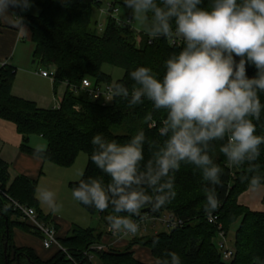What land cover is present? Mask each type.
<instances>
[{"label":"trees","instance_id":"obj_1","mask_svg":"<svg viewBox=\"0 0 264 264\" xmlns=\"http://www.w3.org/2000/svg\"><path fill=\"white\" fill-rule=\"evenodd\" d=\"M110 1L118 8L123 6V0ZM29 2L30 7L27 9L14 7L13 12L31 31V40L35 45L33 63L56 71L55 88L66 80L80 85L86 78L96 85L102 82L111 85V76L102 70V65L108 63L124 70L123 77L116 83L128 87L131 93L135 87L129 75L131 71L145 66L162 77L165 60L180 50L181 44H171V41L163 38L151 39L144 31L136 30L133 24H121L110 16H107L106 25L100 31L97 15L103 5L102 0ZM33 6L41 8L39 15L32 14ZM207 6L209 0H203L201 7ZM124 8L128 11L127 15H130L132 10ZM235 59L238 62L239 58ZM256 73L254 65H246V75L249 78ZM16 75L15 66L4 64L0 67V119L16 125L23 137L21 150L27 154L34 155V148L30 145L32 135L44 138L47 141V151L40 157L46 162L70 167L81 151L86 152L88 161L82 177L84 179L95 177L103 178L105 183L109 181L90 159L93 151L91 138L97 133L123 144L143 128L149 141L162 144L165 139L159 135V128L166 113L154 110L148 100H144L142 104L129 105L128 100L116 97L112 104H106L102 99H92L85 92H74L68 88L60 108L45 109L32 100L13 94ZM258 95L264 105V92H258ZM253 122L256 124V134L264 136V107L260 120ZM225 142L226 140L212 142L209 152L221 168L220 185L208 184L203 180L199 169L182 163L180 170L175 173V198L159 210L151 208L149 212L141 213V216L145 214L149 217H160L171 212L183 221L182 225L153 235L138 233L126 250L111 248L95 251L94 254L100 258L102 264H147L136 259L130 251L135 244L149 248L157 261L167 258L168 252H176L180 256L181 264H264V212L251 211L239 203L241 194L251 188L249 180L252 176H260L261 185H264V145H261L260 156L251 165L246 162L235 167L229 165L227 158L219 151L220 145ZM144 155L145 161L151 158L147 143ZM243 176L249 179L242 181ZM0 182L13 198L36 208L41 220L51 222V215L42 213L36 198L37 179L24 175L11 179L9 164L0 158ZM78 182H72L71 188L74 189ZM208 190H214L221 201V206L214 213L219 216L227 236L232 226L239 222L235 232L234 257L231 261L224 260L215 242L219 230L216 225L209 223L203 211ZM6 204L5 199L0 197V264H6V261L8 264H75L61 251H57L49 260H42L33 249L16 247L13 235L15 227L39 237L41 234L20 220L19 214ZM80 204L108 226L105 216L111 214V207L106 212H99ZM149 207L151 206L145 209ZM137 218L139 217H133ZM103 234L102 229L84 228L74 224L66 237L60 238L58 235V238L75 261L80 264H93L92 260L84 257V251L95 244H101ZM157 240L158 243H154Z\"/></svg>","mask_w":264,"mask_h":264},{"label":"clouds","instance_id":"obj_2","mask_svg":"<svg viewBox=\"0 0 264 264\" xmlns=\"http://www.w3.org/2000/svg\"><path fill=\"white\" fill-rule=\"evenodd\" d=\"M123 0L132 10L131 20H139L151 39L181 42L164 62L160 77L150 67L140 66L129 73L135 87L113 83L108 88L112 99L121 97L129 105L152 103L162 110L159 135L163 143L149 141L143 128L127 143L109 140L97 133L91 138V162L109 178H81L72 191L73 198L105 216L113 236L139 231L142 210H159L176 196L175 173L182 163L195 166L203 180L221 184V168L209 154L214 141H225L219 151L231 166L251 165L260 156L264 136L256 134L264 105L258 92H264V0ZM9 5L22 10L29 0H0V13ZM18 27L26 34L18 18ZM239 58L238 62L235 59ZM257 69L246 75V65ZM151 158L145 161V144ZM46 144L34 146V155L42 156ZM83 176V174H81ZM247 176L241 180H248ZM262 178L252 176L249 186L261 187ZM150 190V191H149ZM36 198L53 213L62 207L56 193L37 186ZM203 211L211 221L221 206L214 190H208ZM154 243H158L154 241ZM158 264H181L179 254L168 252Z\"/></svg>","mask_w":264,"mask_h":264},{"label":"rangeland","instance_id":"obj_3","mask_svg":"<svg viewBox=\"0 0 264 264\" xmlns=\"http://www.w3.org/2000/svg\"><path fill=\"white\" fill-rule=\"evenodd\" d=\"M108 1L110 0H102L103 5L98 11L97 19L99 21L100 31L104 29L106 22H107V15L104 11L107 8ZM119 8L120 9L116 16H118L120 19L128 20L130 17H132V11L130 12V15H127L128 11L125 10L123 6H119ZM31 12L33 15H39L41 12V8L38 6H33L31 9ZM132 24L136 30L144 31L142 24L139 20H132ZM33 49H34V43L30 39V34L25 35L24 37L20 39L19 53L23 54L24 50L28 51V50H33ZM25 63H27V60L22 61L21 64H25ZM21 64L17 66L18 72L15 78L13 89L18 87L20 91L24 92V94L29 96L28 100H32V99H37L38 101L40 100V104H42V106H45V109L55 108L59 103L58 99L60 100L64 97V94L68 89L67 84L64 82L60 83L56 90L54 86V82L51 79L46 81L45 79H43L40 75L36 73L37 70L39 71L41 69L50 71L51 70L50 68L42 67L38 64H35L34 66H31L33 69L32 74H28L27 72L23 70V65ZM102 70L107 75L111 76V80H112L111 85L113 83H116L124 75L123 69L113 66L108 63H104L102 65ZM100 85L102 87H105L107 83L102 82L100 83ZM13 89H12V92L14 91ZM102 101L106 104H112L113 99L112 100L102 99ZM37 105L40 107L38 103ZM40 108H43V107H40ZM31 140H32L33 145H37V144L47 145V141L39 135H32ZM87 161H88V156L86 152L84 151H81L79 153L75 163L70 167H61L50 161H47L46 162L47 166L45 167L43 171L44 172L43 175L38 180V185L42 187H47L56 193L57 202L61 204L62 207L60 208L58 212H55V214H58L62 218L64 223L68 225L69 224L72 225V223H74L75 225H78L84 228L102 229L104 233L103 235L105 234L108 235L109 233L108 226H106L100 220L98 216L91 215L72 196L73 189L71 188L70 184L72 182L79 181L84 176ZM81 174H83V176H81ZM39 207H40V210L41 211L44 210L46 214H50L52 212L50 209L47 208V206L42 205L40 201H39ZM146 225H147V229L140 230L139 232L140 235H153L156 232L158 233L162 231H167V228L164 227L159 222L155 226H153V222L148 221ZM238 225H239V222L235 223L232 226L229 232V235L227 237V246L233 250H234V243H235V232H236V229L238 228ZM131 237L132 236H127L126 238H130L132 241L135 236H133V238ZM103 238L104 237H102V239ZM215 242L216 244H218L219 242L218 238L215 240ZM101 244H102V240H101ZM96 245L98 244H95L93 246H96ZM135 245H140V244H135ZM93 246H91V248ZM111 248L113 247H109V249ZM115 249L126 250L122 248H115ZM93 264H102L100 258L96 254H94L93 256Z\"/></svg>","mask_w":264,"mask_h":264},{"label":"crops","instance_id":"obj_4","mask_svg":"<svg viewBox=\"0 0 264 264\" xmlns=\"http://www.w3.org/2000/svg\"><path fill=\"white\" fill-rule=\"evenodd\" d=\"M14 6L9 5L7 12L0 13V67L4 64H10L17 68L22 61L27 63L23 65V70L28 74H32L33 63V50L25 51L24 53H19V42L22 37L30 34L31 31L29 27L21 20V26L25 29L26 34H24L18 27L17 15L13 12ZM35 48V45H34ZM38 67V66H37ZM51 69V68H50ZM18 70V68H17ZM41 71V70H39ZM37 70L36 73L40 75L46 81L49 80L47 77H43L39 74ZM18 72V71H17ZM58 88V87H57ZM57 88H55L57 90ZM13 94L25 99L29 96L24 94L17 88L13 89ZM41 99V98H40ZM58 99V98H57ZM40 105V107L45 108L40 104V100L32 99ZM62 99H58L61 101ZM38 101V102H37ZM31 140V139H30ZM23 143V137L18 132L17 127L14 123L0 119V158H2L10 166L11 179L18 175H24L32 179L39 180L43 175V171L47 166L46 161L41 157L35 155L27 154L21 150V145ZM30 145L34 148L32 140ZM264 185H261L258 189L250 188L239 197V203L248 207L251 211L264 212ZM44 215H51L50 223L57 226L58 235L60 238L66 237L74 223L66 224L62 218L53 212L46 214L43 210ZM21 220V219H20ZM14 244L16 247H28L34 250L36 255L42 260H49L52 258L57 249H46L43 246L41 237L34 235L30 232L22 230L18 227L13 229ZM102 244L107 245V248H122L126 249L131 239L123 237L121 239H113L110 235H103ZM133 238V236L131 237ZM134 257L147 264H157L158 261L153 257L151 250L147 247L141 245H134L131 250Z\"/></svg>","mask_w":264,"mask_h":264},{"label":"built area","instance_id":"obj_5","mask_svg":"<svg viewBox=\"0 0 264 264\" xmlns=\"http://www.w3.org/2000/svg\"><path fill=\"white\" fill-rule=\"evenodd\" d=\"M119 11V8L116 7L111 1L107 2V8L104 11L107 16L114 17L119 23L121 24H132V21L129 23L128 21L131 20V17L128 20L120 19L117 15ZM151 42V41H150ZM171 44H178L180 45L181 42L177 40L175 43L171 42ZM39 74H41L43 77H47L51 79L53 82L56 79V71L54 69L49 70H43L39 71ZM63 83V82H62ZM64 83L67 84L68 88L71 91L77 92H85L89 95L92 99H110L112 98L108 94V88L110 84H107L105 87H102L100 84H94L90 79H83L80 85H74L69 83L67 80L64 81ZM61 107V101H59L58 105L55 108ZM0 197L5 199L6 205L10 208H12L14 211H16L19 214L20 219L22 221L28 223L35 231L39 232L41 234V239L43 246L46 249H57V251H61L65 253L69 259H71L75 264H80L79 262L75 261L74 258L69 254L68 249L63 246L61 241L58 238V231L54 224L47 223L43 220H41L39 212L36 208L31 207L29 205L23 204L13 198L5 189L2 187V183L0 182ZM213 219L210 221L209 218L208 221L211 224H214L217 226L219 230L218 234V249L223 254V258L226 261H231L234 257V250L227 246V235L222 229V224L219 221V216L213 213ZM139 223V231L140 230H146L147 229V222L151 221L153 222V226H155L158 222L161 223L164 227L167 228V230H171L176 228L179 225H182L183 221L177 217L174 213L166 212L160 217H149L148 215H142L141 217L134 219ZM137 233V234H138ZM136 234V235H137ZM108 235L112 237L113 239H120L126 236H133L131 234L127 235H121V236H113L112 232L109 230ZM103 250H108L107 245L104 244H98L96 246H93L92 248L88 249L87 251H84V257L93 261L94 252H99Z\"/></svg>","mask_w":264,"mask_h":264},{"label":"water","instance_id":"obj_6","mask_svg":"<svg viewBox=\"0 0 264 264\" xmlns=\"http://www.w3.org/2000/svg\"><path fill=\"white\" fill-rule=\"evenodd\" d=\"M151 210V207H149V208H147V209H144L143 211H142V213H147V212H149ZM7 251V246L5 247V252ZM6 264H8V261H6Z\"/></svg>","mask_w":264,"mask_h":264}]
</instances>
